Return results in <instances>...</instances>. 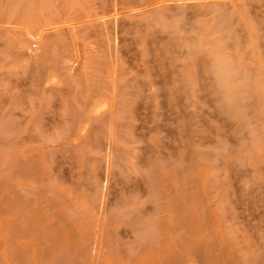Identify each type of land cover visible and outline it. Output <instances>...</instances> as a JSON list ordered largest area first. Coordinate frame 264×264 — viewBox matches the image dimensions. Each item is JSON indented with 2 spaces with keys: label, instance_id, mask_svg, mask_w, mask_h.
Listing matches in <instances>:
<instances>
[{
  "label": "rangeland",
  "instance_id": "1",
  "mask_svg": "<svg viewBox=\"0 0 264 264\" xmlns=\"http://www.w3.org/2000/svg\"><path fill=\"white\" fill-rule=\"evenodd\" d=\"M198 247L264 264V0H0V264Z\"/></svg>",
  "mask_w": 264,
  "mask_h": 264
},
{
  "label": "bare ground",
  "instance_id": "2",
  "mask_svg": "<svg viewBox=\"0 0 264 264\" xmlns=\"http://www.w3.org/2000/svg\"><path fill=\"white\" fill-rule=\"evenodd\" d=\"M24 171V170H23ZM97 194V193H96ZM105 200V199H104ZM103 200V201H104ZM100 204V203H99ZM100 206V205H99ZM104 206V205H103ZM89 209V208H88ZM96 209H98V208H96ZM102 210H104V207L102 208ZM93 211V210H92ZM71 212V211H70ZM73 212H75V211H73ZM94 212V211H93ZM93 212H91L92 214H94ZM19 215H21V214H19ZM81 215V214H80ZM75 216V215H74ZM152 223V222H151ZM87 225H90V223L89 224H87ZM93 225V224H92ZM91 225V226H92ZM95 225V224H94ZM93 225V226H94ZM91 226H89L91 229H92V231H94L93 229L94 228H92ZM156 226V225H155ZM141 227V226H140ZM149 227V226H148ZM96 228V227H95ZM108 228V227H107ZM47 230V229H46ZM149 231V230H148ZM151 231V230H150ZM149 231V232H150ZM151 233H152V231H151ZM154 233H156L155 231H154ZM154 233H152V234H154ZM99 236H100V233H99ZM114 236V235H113ZM122 238V237H121ZM106 239V238H105ZM39 241V240H38ZM112 241V240H111ZM137 241V240H136ZM135 241V242H136ZM113 242V241H112ZM135 242L134 243H132V244H134L133 245V247L135 248L136 246V244H135ZM142 242V241H141ZM139 243H140V241H139ZM142 244V243H141ZM129 245V244H128ZM139 245L140 244H137V247L139 248ZM115 246V245H114ZM152 246V245H151ZM129 247V246H128ZM136 247V248H137ZM85 248V247H84ZM111 248H112V246H111ZM131 247H129V249H130ZM134 248H131V250L132 249H134ZM118 249V248H117ZM86 250V249H85ZM96 250V249H95ZM138 250V249H137ZM83 251H84V249H83ZM133 251V250H132ZM172 250H164V249H162V250H160L156 255H151L148 259H147V261L146 262H141V263H138V264H204V262H203V256L205 257V255H203L204 254V252L203 251H201L200 250V248L198 247V248H190L189 250H187L186 252H184L182 255L181 254H178L179 255V258L176 260V262L174 261V262H171V257H172V252H171ZM134 252H136V250H134ZM133 252V253H134ZM46 253V252H45ZM100 253V252H99ZM97 254V253H96ZM173 254H175V252H173ZM71 255V254H70ZM125 256H126V253L124 254ZM124 255L122 256L123 258H124ZM128 255V254H127ZM176 255V254H175ZM177 255V256H178ZM46 256V255H45ZM44 256V257H45ZM60 256V255H59ZM76 256V255H75ZM79 256V255H78ZM86 256V255H85ZM88 256V255H87ZM46 258V257H45ZM78 258V257H77ZM99 258V257H98ZM101 258V257H100ZM130 258V257H129ZM71 260V259H70ZM75 260V259H74ZM31 261V260H30ZM92 261V260H91ZM255 261V260H254ZM55 262V261H54ZM81 262V261H80ZM102 262V261H101ZM20 263V262H19ZM69 263H70V261H69ZM256 262H254V264H255Z\"/></svg>",
  "mask_w": 264,
  "mask_h": 264
}]
</instances>
